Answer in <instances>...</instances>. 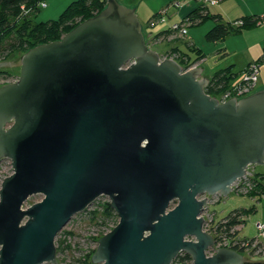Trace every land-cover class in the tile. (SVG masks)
<instances>
[{"label":"water","instance_id":"1","mask_svg":"<svg viewBox=\"0 0 264 264\" xmlns=\"http://www.w3.org/2000/svg\"><path fill=\"white\" fill-rule=\"evenodd\" d=\"M107 3L25 52L18 79L0 86V162L13 167L0 188V264H58V234L103 195L119 222L95 264H173L181 252L244 263L235 248L212 252L199 197L227 196L264 165V87L221 102L201 68L148 46L135 8Z\"/></svg>","mask_w":264,"mask_h":264},{"label":"trees","instance_id":"2","mask_svg":"<svg viewBox=\"0 0 264 264\" xmlns=\"http://www.w3.org/2000/svg\"><path fill=\"white\" fill-rule=\"evenodd\" d=\"M42 2H46V0H0V57L4 56V58H6L15 51H22L25 53L39 44L57 41L66 35L67 32L73 30L78 23L99 14L108 4L107 0H74L68 4L66 9L56 20L35 21L33 16L40 11V4ZM158 13L155 15L156 17ZM208 18L217 21L206 34L207 39L212 42L223 40L229 34L239 32L242 28L256 24V17L244 18L245 23L235 28V26L229 22H222L218 14L210 15L208 7L203 5H199L186 17L187 21L191 22L192 25L202 24V22H205ZM174 49H176L175 51L179 50L177 47L173 48V50ZM195 49H197L199 55L196 59L187 61L181 57V61L184 62V67L187 69L205 56L200 49ZM181 53L183 55L185 54V56L187 55L182 50ZM236 79V75L232 73L231 67H228L227 69L215 72L205 89L210 95L217 96L218 93L227 89L228 86L237 81ZM250 181L252 190H250L249 195L253 198L264 196V174L254 172ZM97 206L99 207L91 212V217L94 221L103 219V221L106 222L109 219H117L116 224L119 222V216H117L109 200ZM253 210L254 208L233 210L228 216L223 217L219 221H215L217 225L214 226V230L217 233H223L232 238L238 237L239 231L237 228L244 223V216ZM69 233L72 232L70 231ZM256 239L257 236L256 238L249 239V245L245 246L242 245L244 240L240 241V243L234 247L242 254L248 249L255 252L256 248H253V243ZM65 242L66 240L63 239L58 240V252L65 248ZM92 251L93 252L88 256L86 264H95L92 261L95 250ZM178 259L182 261L186 260L188 264L193 261L191 255L186 252L182 255L179 254L175 261ZM242 264H264V260L246 258L245 262Z\"/></svg>","mask_w":264,"mask_h":264},{"label":"rangeland","instance_id":"3","mask_svg":"<svg viewBox=\"0 0 264 264\" xmlns=\"http://www.w3.org/2000/svg\"><path fill=\"white\" fill-rule=\"evenodd\" d=\"M58 3H55V6L50 5V0H46L48 3V7H43L40 11L33 16L35 21H48V20H56L60 17V14L66 9L70 2L64 4V0H57ZM198 3L197 1H195ZM157 2L146 0L141 6L137 9L136 7H132L136 9V13L139 17V21L143 26V35H145L146 42L151 49L155 50L157 53L162 54L163 51L169 49L173 43L177 44L184 53L190 56L192 59H196L198 55V51L195 48L200 47L208 56V61L205 62L204 66L206 67V73L209 74L211 70V64L215 63L216 54H214L215 49L221 47V43H228L232 48L238 49L244 45L248 39L246 36H242L241 34L229 35L225 37L224 41L219 42H211L207 39L206 34L209 29H211L209 24L213 23L212 18H208L205 22L198 25H191L188 27L189 34L186 37H181L179 40L175 42H169L166 39L163 40H154L157 32L165 26H169L170 21H175L170 17L173 10H177L175 5L171 4L169 6H164L163 9H170V13L160 18L154 23H150V19L153 18L156 14L158 8ZM199 4V3H198ZM58 5V6H57ZM66 5V6H65ZM131 8V7H130ZM157 8V9H156ZM156 9V10H155ZM214 7L212 8V10ZM162 10V9H160ZM195 36V44L197 46L193 47L190 44L193 40V35ZM24 52L15 51L9 54L6 58L4 56L0 57V61H9V64L0 68V86L7 82H13L18 79L21 71V58ZM180 60H178L179 62ZM180 65L184 66L183 63ZM261 89V88H260ZM259 88L256 89L260 90ZM249 171L253 174L254 172H260L264 174V165L253 164L249 167ZM13 172L12 162L9 158H4L0 162V188L2 182L5 177L9 176ZM243 190L241 192L232 191L227 196L221 195L220 199L217 202H212L209 205V211L214 213L215 221L221 220L223 217L228 216L235 209H244V208H254L253 211H250L243 218V224L240 226L241 230L239 231L240 239L244 240L245 238H256L259 235L258 229L256 227V221H264V196L261 197H251L249 195L250 191L245 193ZM43 198L42 194H35L28 198L25 202L24 207H28L38 201H41ZM109 200V196H100L97 198L96 202L86 210V212L77 213L73 219L61 230L56 238V245L58 246V240L63 239L66 240L65 248L61 249L59 252L57 251L58 264H72L71 258L73 259L74 253L70 252V241H69V232H72V241L80 243L82 237L87 236L91 231L99 232L101 230H105L109 228L111 225H116L117 219H109L106 222L103 219H98V221H94L91 217V212L96 210L103 202ZM107 226L106 228H104ZM243 256L252 260L261 259L264 260V253H256L251 250H246ZM43 264H52L50 262H46ZM101 264V263H100Z\"/></svg>","mask_w":264,"mask_h":264},{"label":"crops","instance_id":"4","mask_svg":"<svg viewBox=\"0 0 264 264\" xmlns=\"http://www.w3.org/2000/svg\"><path fill=\"white\" fill-rule=\"evenodd\" d=\"M74 1V0H64V4ZM146 0H118L122 5H125L127 7H136L137 9L143 4ZM148 1H154L159 3L158 8L156 11V14L160 9L165 8L164 6H169L171 4L175 5V8L177 10H173L172 14H170V17L174 19L175 21H170V24L172 25L173 23L180 22L182 21H187L186 17L194 11L195 8H197L200 4L196 3V0H148ZM47 3V2H46ZM55 3L57 4V0H50V5L55 6ZM68 5V4H67ZM58 6V5H57ZM66 6V5H65ZM48 7V3L47 6ZM214 9L212 10V8ZM155 9V10H156ZM208 10L210 11V15L213 14H218L222 20V22H229L232 25L235 26V28L238 25H235L236 21L239 19H247L251 17H258V15L264 14V0H224L220 2L217 5H213L212 7H208ZM167 15L170 13V9H166ZM155 14V15H156ZM159 17L154 16L153 18L150 19V23H154L157 20H159ZM217 21L213 19V23L209 24L210 28L213 27ZM165 26V28L159 30L156 36L154 37V40H163L166 39L169 42H175L179 40L177 39H171L172 34L169 31L170 26ZM189 27L190 25L188 23ZM210 30V29H209ZM189 33V32H188ZM236 34H241L242 36L248 37L246 43L242 45L241 47L232 48L233 46H230L228 43H221V47L215 49L216 54V60L214 64H211V70L208 73H206V67L204 66L205 62L208 61L207 54L200 48L198 49L201 50V52L205 55L203 59L198 61L197 63L195 62L193 66H198L202 70V77H207L209 80L212 78V76L215 74V72L227 69L228 67H231L232 73L236 75V80L238 78H241L242 73L246 70V68L249 66L250 62L253 61H258L260 58L263 56V50H264V22L262 23H257L249 25L245 28H242L239 32L232 33L229 35H236ZM228 35V36H229ZM193 36V41L190 43L194 47L197 46L194 42L195 36ZM227 37V36H226ZM223 40H218L215 42L219 41H224ZM212 42V41H211ZM191 45V46H192ZM180 48L176 43L171 45L169 49L163 51L162 55L170 54V52H175L179 54V58L177 57V61L179 63H183L181 61L182 58L185 60L189 61L192 60V58L188 55L185 56L181 53V50L176 49L173 50V48ZM173 50V51H172ZM181 54H180V53ZM182 57V58H181ZM185 65V64H184ZM264 87V61L261 62L260 66V72H259V80L257 83V89L263 88ZM238 231L241 230L240 226L237 228ZM238 238L239 235H238Z\"/></svg>","mask_w":264,"mask_h":264},{"label":"built area","instance_id":"5","mask_svg":"<svg viewBox=\"0 0 264 264\" xmlns=\"http://www.w3.org/2000/svg\"><path fill=\"white\" fill-rule=\"evenodd\" d=\"M200 5L206 6V7H212L213 5H217L220 2L224 0H196ZM47 3L42 2L40 4V7H46ZM157 17L162 18L164 17L167 12L166 9H162L158 11ZM257 23L264 22V14L259 15L255 18ZM188 23L191 25V22L189 21H180L173 23L170 26V32L172 34L171 39H177L181 37H186L188 33ZM245 23V19H239L236 21L235 25L241 26ZM264 52V50H263ZM163 58H176L180 57L178 53L170 52V54L162 55ZM264 61V53L260 61H253L249 63V66L246 68V70L242 73L241 78H238L237 81H235L233 84L227 87V89L221 91L217 94V97L221 102H226L230 98H235L239 100V98L245 97L250 95V93L256 91L257 89V83L259 80V72H260V66L261 62ZM253 174L248 170L247 175L244 176L242 179L238 180L237 182L232 184V191L241 192L243 190L245 193L252 190V184L250 181V178H252ZM220 194L216 195H204L200 196L199 198H207L208 199V208L206 209L204 213V217L206 219L205 222V230L212 233L215 236L216 242H215V248L212 249V252H215L217 248H223V247H229V248H235L237 244L240 243V241H243L242 239L238 237H229L228 235H225L223 233H217L214 230V226L217 224L215 223L214 213L209 211V205L212 202H217L220 199ZM90 208V207H89ZM88 210V209H87ZM89 211V210H88ZM86 212V211H85ZM115 225L109 226V228H106L105 230H101L98 233L95 231H91L87 236L81 238L80 243H75L72 241V233H69V241H70V252L74 253L73 259L71 258L72 264H86V261L88 259V256L93 252L92 250H96L98 244H99V237L102 235L110 232L111 229H113ZM256 227L258 229L259 235L257 236L256 241H254L253 248H256V253H264V221H256ZM187 239H194L193 237H187ZM249 239H244V242L242 245H249ZM236 249V248H235ZM250 250V249H248ZM210 252V254H212ZM181 255L184 254V252L180 253ZM193 261L190 263L192 264ZM173 264H188V261H182L178 259L177 261L174 260Z\"/></svg>","mask_w":264,"mask_h":264}]
</instances>
